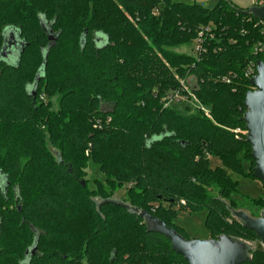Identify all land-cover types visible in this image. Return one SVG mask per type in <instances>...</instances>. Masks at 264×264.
Wrapping results in <instances>:
<instances>
[{"label":"trees","instance_id":"trees-1","mask_svg":"<svg viewBox=\"0 0 264 264\" xmlns=\"http://www.w3.org/2000/svg\"><path fill=\"white\" fill-rule=\"evenodd\" d=\"M247 9L230 0H0V264H188L112 193L90 190V160L115 187L128 185L131 206L184 237L179 211L207 209L211 238L259 240L233 212L232 174L255 178L256 166L247 134L235 132L247 130L244 69L264 60ZM209 24L216 38L206 52L172 49ZM230 72L232 82L218 80ZM176 91L209 115L167 105ZM55 93L57 111L44 101ZM251 201L254 217L264 198ZM251 256L243 264H264V251Z\"/></svg>","mask_w":264,"mask_h":264},{"label":"water","instance_id":"water-1","mask_svg":"<svg viewBox=\"0 0 264 264\" xmlns=\"http://www.w3.org/2000/svg\"><path fill=\"white\" fill-rule=\"evenodd\" d=\"M243 12L264 21V2ZM45 30L49 41L55 42L57 35L52 27H45ZM249 82L254 89L246 93L244 101L247 141L252 145L251 155L256 160L253 175L264 184V60L257 61V74ZM35 94L36 91H34ZM120 204L144 218L148 231L167 236L173 249L181 254L188 264H243L251 259L252 251H264V209L259 217H252L243 211H233L234 216L242 221L244 227L255 232L259 237L258 241L251 243L254 247H250V243L229 235L206 240H190L150 212L132 207L127 203L120 202ZM35 251L36 247H33L27 253H35Z\"/></svg>","mask_w":264,"mask_h":264},{"label":"rangeland","instance_id":"rangeland-1","mask_svg":"<svg viewBox=\"0 0 264 264\" xmlns=\"http://www.w3.org/2000/svg\"><path fill=\"white\" fill-rule=\"evenodd\" d=\"M174 2L181 1L185 3H198L208 8H213L219 0H173ZM235 5L241 8H251L252 5H257L264 2V0H230ZM194 43L181 44L172 48L179 53L193 54ZM189 88L196 85V80L189 78L187 80ZM59 99L60 93H55L53 95L45 96L44 101L50 110L57 111L59 109ZM171 106L179 108L184 114L196 113L199 110L198 103L195 101L194 97L183 100H174L169 103ZM213 166L220 164L219 160L212 159ZM233 178L239 181V191L235 195L238 201V211H243L248 215L252 216L253 212L259 210L256 204L251 201V198H264V184L257 178L240 176L238 174H232ZM83 180L87 181L90 190L95 191V195L101 196L104 193H112L113 200L116 201H127L126 203L131 205L133 198L128 195V185L119 186L112 184V180H108V177L102 172L100 164L90 160L84 170ZM110 181V182H109ZM133 207V206H132ZM257 213V212H256ZM261 215V211L254 217ZM207 209H201L197 211L193 210H180L179 215L174 222L178 224L185 230V238L190 240H206L211 238L210 231L206 226ZM243 240V239H242ZM250 247H254L250 243Z\"/></svg>","mask_w":264,"mask_h":264},{"label":"built area","instance_id":"built-area-1","mask_svg":"<svg viewBox=\"0 0 264 264\" xmlns=\"http://www.w3.org/2000/svg\"><path fill=\"white\" fill-rule=\"evenodd\" d=\"M259 25H261L262 29V34H263V39L259 40L258 42L255 43L254 45V52L256 54H264V21L259 19ZM214 25L209 24V25H203L199 28L198 34L196 38L193 40L194 46H193V54L195 56H199L202 53L207 51V42L208 40L215 39V32L213 31ZM257 74V62H250L246 68L244 69V77L248 78L249 80L252 79L254 76ZM237 77V73H228L226 75H223L218 78V80L225 82V83H230L232 82L233 78ZM183 85H185V82H182ZM186 88H188L186 86ZM189 89V88H188ZM254 89V87L250 86V90ZM183 99H189L185 95L182 94L180 91H176L172 93L171 95L168 96V102L167 105H170L174 100H183ZM195 101L199 104L198 107L199 109L205 111L207 115H209V109L202 104L198 102V100L194 97ZM236 133L238 134H247V130H242L240 128H237L235 130ZM184 203V202H183Z\"/></svg>","mask_w":264,"mask_h":264},{"label":"flooded vegetation","instance_id":"flooded-vegetation-1","mask_svg":"<svg viewBox=\"0 0 264 264\" xmlns=\"http://www.w3.org/2000/svg\"><path fill=\"white\" fill-rule=\"evenodd\" d=\"M259 217V216H258ZM28 251V250H27ZM36 252V251H35ZM32 255H34L35 253H31ZM21 264H30L29 260H23Z\"/></svg>","mask_w":264,"mask_h":264},{"label":"crops","instance_id":"crops-1","mask_svg":"<svg viewBox=\"0 0 264 264\" xmlns=\"http://www.w3.org/2000/svg\"><path fill=\"white\" fill-rule=\"evenodd\" d=\"M254 5H255V4H254ZM254 5H252V6H254ZM252 6H251V7H252Z\"/></svg>","mask_w":264,"mask_h":264}]
</instances>
